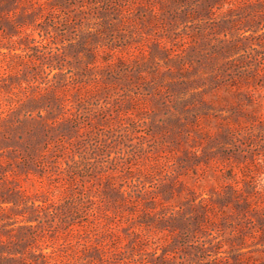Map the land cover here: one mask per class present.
<instances>
[{
  "label": "rangeland",
  "instance_id": "obj_1",
  "mask_svg": "<svg viewBox=\"0 0 264 264\" xmlns=\"http://www.w3.org/2000/svg\"><path fill=\"white\" fill-rule=\"evenodd\" d=\"M95 9L0 16V264H264V0Z\"/></svg>",
  "mask_w": 264,
  "mask_h": 264
},
{
  "label": "trees",
  "instance_id": "obj_2",
  "mask_svg": "<svg viewBox=\"0 0 264 264\" xmlns=\"http://www.w3.org/2000/svg\"><path fill=\"white\" fill-rule=\"evenodd\" d=\"M108 0H0V16L9 11L10 8L20 9L21 18L37 19L41 18L42 11L48 9V13L62 14L65 18L82 17L91 15L99 3ZM37 5V9L34 6ZM32 9V11H27ZM28 119H25V122Z\"/></svg>",
  "mask_w": 264,
  "mask_h": 264
}]
</instances>
